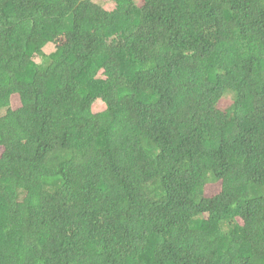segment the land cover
<instances>
[{
	"label": "trees",
	"instance_id": "obj_1",
	"mask_svg": "<svg viewBox=\"0 0 264 264\" xmlns=\"http://www.w3.org/2000/svg\"><path fill=\"white\" fill-rule=\"evenodd\" d=\"M113 2L0 0V264H264V0Z\"/></svg>",
	"mask_w": 264,
	"mask_h": 264
},
{
	"label": "rangeland",
	"instance_id": "obj_2",
	"mask_svg": "<svg viewBox=\"0 0 264 264\" xmlns=\"http://www.w3.org/2000/svg\"><path fill=\"white\" fill-rule=\"evenodd\" d=\"M100 1H102L104 3L105 9L110 10V11L114 9L115 5H114L113 0H100ZM54 50H55V48L52 44L47 45L43 49V51L46 54H49V53L53 52ZM34 60L36 62H39V58L35 57ZM105 108H106V105L100 100L96 101L91 107L93 113L101 112V111L105 110ZM4 113H5V109H0V116H2Z\"/></svg>",
	"mask_w": 264,
	"mask_h": 264
}]
</instances>
